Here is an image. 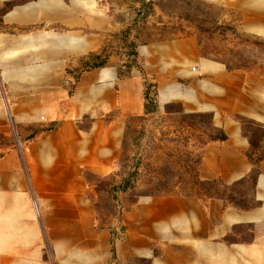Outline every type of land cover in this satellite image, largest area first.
<instances>
[{
	"label": "crops",
	"instance_id": "crops-1",
	"mask_svg": "<svg viewBox=\"0 0 264 264\" xmlns=\"http://www.w3.org/2000/svg\"><path fill=\"white\" fill-rule=\"evenodd\" d=\"M221 1L238 4L243 27L264 34V0ZM95 2L0 0V133L8 128L6 113L16 128L54 127L20 152L0 153V264H108L112 258L111 230L97 227L96 192L87 173L117 171L126 119L147 114L142 80L121 78L115 68L83 72L72 91L68 87L71 54L90 49L74 33L97 28V16L88 13ZM139 53L160 74L162 106L183 99L188 111L211 113L213 126L227 135L204 146L200 179L234 186L253 177V205L142 196L124 214L117 258L264 264V158L250 160L258 145L241 122L264 130V75L229 71L202 58L193 39L143 46ZM190 67L199 76L184 88L177 81L189 76Z\"/></svg>",
	"mask_w": 264,
	"mask_h": 264
},
{
	"label": "rangeland",
	"instance_id": "rangeland-1",
	"mask_svg": "<svg viewBox=\"0 0 264 264\" xmlns=\"http://www.w3.org/2000/svg\"><path fill=\"white\" fill-rule=\"evenodd\" d=\"M96 1L94 6H88V13L97 16V28L85 27L74 33L84 36L80 37L90 49L85 53H72L69 58L70 91L81 73L106 68H115L122 77L132 73L147 87L150 83L158 85V90L150 89V97L154 98L150 101V108L155 109L154 113L129 117L125 121L118 170L105 174L87 173V180L96 192L93 197L97 227H109L115 240L122 238L125 212L140 197H159L165 192H171L170 196L191 195L203 200L218 196L229 206L233 202L240 208L251 207L253 177L234 186H226L221 181L199 182V162L204 146L211 143L213 116L188 111L189 105L183 99L162 106L159 103L162 91L160 74L146 66L139 48L193 39L202 58L222 64L229 71L264 75V34L243 27L245 13L241 7L221 0ZM99 64L103 66L97 68ZM193 69L190 67L189 76L177 81L180 86L190 87L198 78L199 74ZM241 122L244 131L258 145L251 154L256 162L264 155V130L244 118ZM6 123V132L0 133V153L15 147L22 149L25 142L49 127L23 125L16 128L7 113ZM136 170L132 187L123 191L120 186ZM47 257H51V253H47ZM108 264L150 263L139 258L121 261L112 255Z\"/></svg>",
	"mask_w": 264,
	"mask_h": 264
},
{
	"label": "trees",
	"instance_id": "trees-1",
	"mask_svg": "<svg viewBox=\"0 0 264 264\" xmlns=\"http://www.w3.org/2000/svg\"><path fill=\"white\" fill-rule=\"evenodd\" d=\"M103 66V64H99V65H97V68H99V67H102ZM119 74V77H121V78H127V77H131L132 76V73H128L126 76H124V77H122V75L120 74V73H118ZM151 88H154L155 90H158V85H157V83H150V84H148V87L147 86H144V95H145V101H146V104H145V110H146V114L148 115V114H151V113H154V111H155V109H151L150 108V101L152 102L153 100H154V98H152V97H150V89ZM158 95V91L157 92H155V96H157ZM195 116H197V115H195ZM51 129H54V127L53 126H50V127H48V128H46V129H44V130H42V131H40L39 132V134L41 133V132H44V131H48V130H51ZM211 134H210V142L211 143H213V142H224V141H226L227 140V135H226V133L222 130V129H219V128H216V127H212L211 128ZM39 134H37V135H39ZM36 135V136H37ZM35 136V137H36ZM35 137H33V138H35ZM32 138V139H33ZM207 143V142H206ZM208 144H209V142H208ZM207 145V144H206ZM249 158H250V160L254 163V164H258L263 158H264V155H261L260 156V158L255 162L254 161V159H253V157H252V155H249ZM200 163V162H199ZM199 166H200V164H199ZM137 173V170L136 171H134L133 172V174L131 175V177H129V178H127V179H125L124 180V182L125 183H123L121 186H120V188L123 190V191H127V189H129L130 187H132V182H133V180H132V176L133 175H135ZM198 173H199V171H198ZM199 175V174H198ZM199 180V182L200 183H208V182H211V183H215V182H217V181H220V180H217V179H215V180H211V181H201L200 180V178L198 179ZM176 187V186H175ZM172 189H173V187H172ZM171 189V190H172ZM170 190V191H171ZM161 196H170L171 195V192H168V193H163V194H160ZM186 196H191V195H186ZM210 197H212V198H219L218 196H210ZM209 197V198H210ZM221 199H224V198H221ZM232 204V207H238L237 205H234L233 204V202H231ZM124 232H125V227H123V229H122V231H121V234H122V238H117V240H120V239H123L124 238ZM111 243H112V253H113V255H114V257H116V251H115V237L113 236V232L111 231Z\"/></svg>",
	"mask_w": 264,
	"mask_h": 264
}]
</instances>
